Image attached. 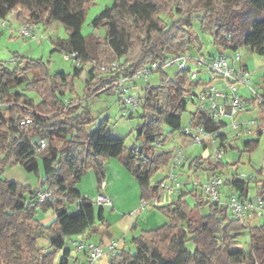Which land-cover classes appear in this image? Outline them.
<instances>
[{"label":"trees","instance_id":"1","mask_svg":"<svg viewBox=\"0 0 264 264\" xmlns=\"http://www.w3.org/2000/svg\"><path fill=\"white\" fill-rule=\"evenodd\" d=\"M90 1L0 0V19L19 11L18 20L23 24L37 21L64 24L69 36L55 49L76 52L81 58V65L75 64L73 75L64 71L52 74L41 59L19 54L13 57L16 64L13 68L0 63V166L20 163L27 171L40 173L42 157L44 169L42 187L38 190L4 179L0 173V261L2 264H55V255L61 252L59 264H69L68 239L86 231L92 235L101 227L110 226L105 206L96 205L83 195L77 184L89 170L94 171L101 183L106 177V162L117 158L135 177L141 201L157 200L149 208L163 214L165 222L133 236L135 253L119 246L111 255L110 264H131L140 251L156 264H264V223L252 226L246 222L249 218H259L257 214L244 220L236 218L227 204L208 200L202 187L199 189L194 184L190 188L189 183L175 200L162 202L165 178L154 181V177L160 171L168 172L173 157V151L162 149L167 141L163 123L168 116H181L184 112L185 96L196 85L190 80L188 69L180 70L174 77L163 69L159 86L153 87L149 82L142 85L141 102L135 110L140 107L143 110L144 122L137 134L144 142L140 147L128 149L123 138L112 136L107 119L87 131L93 119L89 105H85L88 98L111 91L119 94L126 115L128 109L116 82L122 75L151 62L164 64L173 55L193 51L191 17L195 13L204 11L201 25L208 30L218 53L241 48L236 37L244 34L243 45L264 56V18L251 16L254 10L264 13V0H243L242 7L237 4L239 0H207L201 8L194 6L195 0H114L92 21L94 28L106 27L104 37L86 36L82 32ZM127 12L134 16V24L129 22ZM162 15H167L171 22ZM244 19L251 22L247 32L241 23ZM196 48L203 54L202 47ZM113 61L120 63V69L108 68ZM86 70L85 96L88 98L64 100L60 95L68 90L75 94L74 78ZM24 82L27 89L39 93L38 103L24 91L16 90ZM135 111L129 110L131 118ZM191 116L210 132L223 125L212 122L198 110L192 111ZM25 117H31L33 122L20 126V120ZM8 134L12 135L11 139L2 146V138ZM41 140L46 146L39 151ZM258 143L259 139L250 138L244 140L243 146L250 151ZM227 165L223 160L195 156L189 168L220 175ZM224 186L231 190L229 197L238 190L240 198H251L249 178L240 179L234 174L225 179ZM256 186L259 189L256 195L264 199V181L256 180ZM40 191H51L55 198L40 201ZM49 207H53L57 218L46 227L35 217L39 208ZM45 229L52 232L51 251L47 253L38 246ZM244 236L249 238L248 249L241 241Z\"/></svg>","mask_w":264,"mask_h":264},{"label":"rangeland","instance_id":"2","mask_svg":"<svg viewBox=\"0 0 264 264\" xmlns=\"http://www.w3.org/2000/svg\"><path fill=\"white\" fill-rule=\"evenodd\" d=\"M114 0H92L86 6L87 14L86 19L82 27V32L86 36L96 35L100 37H104L106 34V27L94 28L92 25L93 19L101 13L105 7L110 6ZM207 0H195L193 1L194 6L197 8H201L203 4ZM239 7H242L243 0L237 1ZM188 7L185 6V9ZM34 9H37L34 7ZM128 20L130 23L134 24L135 19L134 16L127 12ZM257 18H264V13L260 11H252L251 16H255ZM19 11H13L9 14V16L5 19H0V63L13 68L16 66L11 64V60L16 54L21 55L22 57H28L33 59H41L44 64L47 66L48 71L52 74L60 71H64L67 74L73 75L75 72V63L72 59H67L65 55L67 54L66 50L55 49L58 45L54 42V40H64L69 36V29L62 23L58 21H53L51 23H47L45 21H37V22H29L34 23L35 26L32 29V35L30 37L23 36L20 33V28L23 26V22L19 21ZM204 16V11L195 13L191 17V21L193 24L192 34L195 49L190 53L195 57H200L201 55L205 57H209V53L218 54L217 49L214 47L212 43V37L209 34L208 30L201 25V18ZM164 19H168V23L171 22L167 15H162ZM28 21V20H26ZM243 31L247 32L250 30L251 22L247 19L242 20ZM244 34L236 37V40H240L241 48L237 51L227 50L226 55L228 56L229 63L232 67L240 70L241 66L245 65L249 72L250 77L252 79V85L254 89L258 93H263L264 87V56L259 55L255 51L251 50L249 47L243 45ZM196 47H202V53H199ZM137 50V49H136ZM240 52L242 55L241 61H233L236 58L237 53ZM109 55V54H108ZM88 68V66H87ZM201 67L196 63L192 64V71H200ZM166 74L170 77H174L180 69L175 65L167 67L165 70ZM31 78L32 76L29 75ZM208 75H204V78H208ZM88 78L87 70L83 72L80 77L74 78V88L75 94H72L70 90L65 95H60L64 100L69 101L71 98H75L77 100H81L82 98H88L85 96V88L86 81ZM162 73L158 72L154 75L150 76L148 79L151 86L156 87L161 84ZM220 80V79H219ZM216 80V84H220V81ZM223 81V80H222ZM224 82V81H223ZM147 83V82H146ZM144 81H139L138 90L142 92V85H144ZM239 89L244 98L254 99L255 93H253L249 88L245 85L237 82L235 84ZM27 82H24L20 87L16 88L19 91H24L29 97L33 98L37 103L40 100V95L37 91L27 89ZM200 88H195L193 93H198ZM2 103V99L0 97V104ZM85 105H89L92 119L93 121L87 126V131H92L99 126V124L107 119L108 127L110 130V134L114 137L123 138L125 141V146L130 149L133 147H140L143 145V140L138 139V128L139 125L143 124L144 119L141 117L143 113L142 107H140L137 111L132 113V118L130 117L131 112H127L124 115L123 104L120 101V96L118 93L111 91H103L101 93L96 94L88 98V101L85 102ZM184 112L181 116H168L166 121L163 123V129L165 134L167 135L166 144L162 147L165 151H175L179 148H183L185 151L186 157L189 159L195 156H202L204 158L211 157L214 153V146L208 145L207 147L196 146L191 144V140L184 134V129L189 122V118L191 116V112L194 111L195 106L192 103V99L187 97L183 103ZM251 120L257 122V125L254 126L255 134L254 139H259V143L250 151H246L243 146V142L245 139L249 138L247 136L242 135L240 140L229 139V137L233 136L235 132H230L229 135L226 136V141L228 142V147L226 152L223 155L222 160L226 162L227 167L221 172L220 176L226 179L230 173V171H238L240 173H244L246 175L252 176V181H250V191L249 197L255 198L257 194V186L256 180L264 181V128L261 124L264 123V114L260 108L259 103L252 105L248 110H245L239 116H237V122L239 123H248ZM11 134L6 135L2 138L1 143L2 146H6L8 141L11 139ZM228 137V138H227ZM160 150H158L159 152ZM117 159V158H116ZM120 161V160H119ZM122 164V162H120ZM123 165V164H122ZM124 167V166H123ZM238 168V170H236ZM43 159L40 157V173L29 172L27 171L20 163H9L3 167L0 166V173L4 179L9 181H16L24 186L30 187L32 190H38L42 187V179H43ZM163 172V171H162ZM161 172V173H162ZM177 174H179L180 181L184 184L188 182L189 177L185 173L182 172V169H177ZM160 173V174H161ZM208 171L203 170H193L192 179L195 182L196 186L201 189L200 181H206ZM131 178H133L135 182V187L133 185L128 190H134V188H138V183L135 177L131 174ZM159 176V175H158ZM157 175L154 177V180L158 177ZM132 180V179H131ZM192 181V182H193ZM193 183L189 184L191 188ZM183 186V187H184ZM77 188L79 190H83L84 195H92L94 202L97 201L96 193V174L94 171H87L80 182L77 184ZM185 188V187H184ZM225 192L221 193V201L225 204L229 201V194L231 190L228 187H223ZM93 193V194H92ZM234 193L238 195L239 191L234 190ZM87 196V197H88ZM131 196V193L129 194ZM178 197V193H164L162 202L169 203L175 200ZM191 201V197L189 198ZM150 210L154 213H160L157 209H150L149 207L142 211L147 212L144 213L143 216H139L136 214L139 225H144L146 215ZM116 211L111 212L110 207H105V213L107 218L109 219L110 226L102 227L99 233H93L92 236H88L89 231H86L83 234L74 235L70 239L73 241H85L91 242L101 245L105 251L110 244L109 241L107 243H102V239L107 237H114V239L119 240L122 234H126L127 239L122 240L120 243V247H125L130 250L132 253L136 252V246L132 243V238L135 233V228L131 231V226L134 221L133 215L126 214L123 215L122 218L126 216L125 222H122L121 217H117L113 215ZM161 214V213H160ZM142 215V213H141ZM161 216L165 219L164 215ZM133 217V218H132ZM36 220L40 222L44 226H49L57 218L56 212L53 207H49L48 209L39 208L36 214ZM163 221L162 223H164ZM248 224L255 226L264 223V214L259 218H249L246 221ZM112 226V227H111ZM138 232L136 235H138ZM52 236V232L49 229H45L44 235L40 238L38 246L43 249L45 253L50 252V239ZM68 239V245L71 248V255L69 257V264H88V257L84 254V251L79 252L76 249V245L73 242H70ZM249 238L248 236H244L241 238L243 247L248 249L249 247ZM114 241V240H111ZM110 241V242H111ZM191 249L194 248L192 244H189ZM18 251V250H17ZM62 257V253L58 252L55 255V264H59ZM111 255L105 253L101 259L94 262L93 264H110ZM250 260L248 261V263ZM0 264L2 262L0 261ZM131 264H156L154 262H150L149 259L143 254V252H138L134 261ZM250 264V263H249Z\"/></svg>","mask_w":264,"mask_h":264},{"label":"built area","instance_id":"3","mask_svg":"<svg viewBox=\"0 0 264 264\" xmlns=\"http://www.w3.org/2000/svg\"><path fill=\"white\" fill-rule=\"evenodd\" d=\"M34 26V23H24L20 28V33L23 36L30 37ZM239 49L240 48L237 50ZM65 57L67 59H72L76 65H81V58L78 53L67 52ZM241 59L242 55L238 52L233 61H241ZM11 62H15V59L13 58ZM193 63L199 65L201 70L192 71ZM172 65H176L180 70L188 69L190 71V80L196 83L193 90L195 88H200L198 93L192 92L185 96V99L187 97L192 99V103L195 106L194 110L205 113L212 122L223 124L217 131L210 132L205 129L203 124L197 123L196 120L190 116L189 122L184 129V134L191 140V144L202 147L213 145L215 150L211 159L214 161H220L227 150L228 142L226 141V136L229 135L230 132L235 133L232 137L230 136L229 139L240 140L243 134L244 136L249 137L247 139L254 138L253 136L257 133L254 126L257 125V122L251 120L248 123H239L237 122V116L245 110H248L257 102L264 114V110L261 107L262 105L264 107V96L262 93L255 91L254 86L252 85V79L248 77L250 75L248 68L245 65L241 66L240 70L232 67L229 63L226 52L218 53L209 57L203 55L195 57L191 53L173 55L167 58L164 64L158 61L151 62L139 70L122 75L116 84L120 87L123 102L128 109L127 111H135L140 105L141 92L138 90L139 81L142 80L148 82L150 76ZM120 67L121 65L118 61H113L108 65V68L112 71L118 70ZM123 67L126 68L127 65H124ZM103 69H107L106 66ZM204 75H208L209 77L204 78ZM216 80H219L220 84H216ZM237 82H240L249 88L255 93L256 97L254 99L244 98L240 89L235 85ZM1 105L2 104H0V106ZM28 110L31 112L33 111L31 108H28ZM32 122L33 119L31 117H25L20 120L19 124L20 126H26ZM261 126L264 128V123L261 124ZM45 146L46 142L41 140L38 150H43ZM189 160L190 159L189 157H186L183 148L173 151L169 170L163 183V188L166 193H179L183 188L184 184L180 181L179 174H177L176 171L177 169L186 166ZM236 170H238V168H236ZM208 172L206 181H200L202 190L208 200L220 202L221 188L225 179L220 175H216L212 171ZM234 174L240 179L249 178L250 181L253 179L252 176L238 171H230L228 177H231ZM192 183L194 184L195 182L193 181ZM105 187L106 182L103 181L100 188L104 189ZM257 191H259V189H257ZM38 194L40 201L53 200L55 198L51 191H40ZM95 203L96 205L106 207L112 206L113 200L102 192L97 195V201ZM152 204H157V200L151 202L143 200L140 204V210L144 211ZM227 206L234 217L241 220L253 216L254 214H257L258 216L264 214V199L259 195H256L255 198H240L239 195L233 194L229 197ZM70 242H73L76 245L77 251L87 252V263L93 264L101 259L105 253L114 255L119 248L121 241H112L108 245L106 251L101 245L93 242H85L81 240L73 241L72 239H70Z\"/></svg>","mask_w":264,"mask_h":264},{"label":"crops","instance_id":"4","mask_svg":"<svg viewBox=\"0 0 264 264\" xmlns=\"http://www.w3.org/2000/svg\"><path fill=\"white\" fill-rule=\"evenodd\" d=\"M60 41L61 40H54L56 44L60 43ZM190 161H191V158L188 164L184 166L183 168H181L182 172L186 171L185 173L189 177L187 183L189 184H191L193 181L192 175L190 174L192 173L193 170L189 168ZM161 172L162 171H160L157 174V176L158 175L159 176L154 181H158L166 177L167 171L164 170L162 173ZM130 175L131 173L125 167H123V165L120 163L118 159L111 158L106 162V177L103 180L106 182V187L104 189L100 188V185L103 181L101 183H98V179L96 177V187H97L96 189L97 190L95 194L98 195L103 192L106 195H108L110 198H112L113 205L106 206V207H110L111 212L116 211L115 213H113V215H116L118 218L121 217L122 222H125V220L127 219L126 216L122 218L123 215L130 214V215L136 216V214L140 213L139 216L141 217L144 215V213H147V212L143 213L142 210H140V204H141L140 187L138 186V188L136 189L134 188V190H128L132 185L133 187H135L136 185L133 178H131L132 176ZM79 191L83 195L87 194V193H84L83 190H79ZM221 191L225 192L223 188H221ZM130 193H131V196H129ZM88 197H90L91 199L93 198L92 195L91 196L89 195ZM92 200L94 201V199ZM146 216H147L145 218L146 222L144 223V225H139L137 216L134 217L135 225L133 226V223H132V226H131V231L134 228L136 229L134 235H136L138 232H141L142 229H153L161 225L162 222L165 221V219L161 216L160 213H154L151 210L150 212H148ZM105 217L109 221V219L106 216V213H105ZM101 229L102 227L96 233H99ZM126 234H122L120 237H118L119 241L126 240L127 239ZM88 236H92V235H88ZM111 240H116V239H114V237H107V238L102 239V243H107L108 241L109 243H111L112 242ZM89 242H91V240ZM84 254L87 256L86 252H84Z\"/></svg>","mask_w":264,"mask_h":264}]
</instances>
